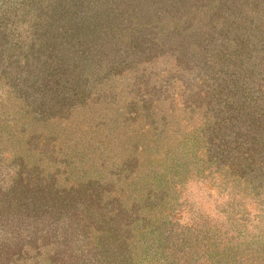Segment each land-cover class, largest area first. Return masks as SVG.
<instances>
[{
	"label": "rangeland",
	"instance_id": "rangeland-1",
	"mask_svg": "<svg viewBox=\"0 0 264 264\" xmlns=\"http://www.w3.org/2000/svg\"><path fill=\"white\" fill-rule=\"evenodd\" d=\"M40 1L0 0V264H264V0Z\"/></svg>",
	"mask_w": 264,
	"mask_h": 264
},
{
	"label": "trees",
	"instance_id": "trees-1",
	"mask_svg": "<svg viewBox=\"0 0 264 264\" xmlns=\"http://www.w3.org/2000/svg\"><path fill=\"white\" fill-rule=\"evenodd\" d=\"M41 2V4H43L44 3V1L42 0V1H40ZM36 5H40V3H36ZM133 224H135V223H133ZM133 224H131V225H129L128 227H127V229L130 231V232H128V234H129V238H128V240H127V245L129 246V248L131 247L130 246V244L129 243H132V242H134V240L132 239V237H133V235L134 234H136L135 232H138L140 229H137L136 228V226L137 225H133ZM134 228L136 229V230H134ZM139 238V237H138ZM137 239V238H136ZM140 239H141V235H140ZM128 248V250H129V252L131 251L130 249ZM127 250V249H126ZM133 252V251H132ZM36 257H38V255H36ZM130 257L131 256H127V259H130ZM131 261H132V259H131ZM175 262V261H174ZM176 263V262H175Z\"/></svg>",
	"mask_w": 264,
	"mask_h": 264
}]
</instances>
